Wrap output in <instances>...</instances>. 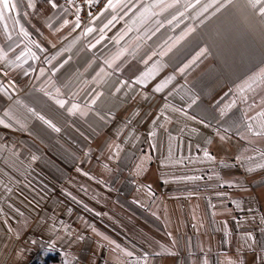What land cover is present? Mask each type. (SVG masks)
<instances>
[{"label":"crops","instance_id":"crops-1","mask_svg":"<svg viewBox=\"0 0 264 264\" xmlns=\"http://www.w3.org/2000/svg\"><path fill=\"white\" fill-rule=\"evenodd\" d=\"M14 2L0 264H264V19L246 0H109L86 24L71 0Z\"/></svg>","mask_w":264,"mask_h":264},{"label":"snow or ice","instance_id":"snow-or-ice-1","mask_svg":"<svg viewBox=\"0 0 264 264\" xmlns=\"http://www.w3.org/2000/svg\"><path fill=\"white\" fill-rule=\"evenodd\" d=\"M51 2V0H50ZM228 2H231V0H228ZM247 6L254 10L256 14H258L262 19H264V0H246ZM53 6H55L53 4ZM211 5H206L204 10H207V7H210ZM220 7H224V4H221ZM16 9V3L14 0H0V21H3L6 19V16L9 12ZM217 11H219V8H217ZM27 35V33H25ZM264 77V69L261 70L260 74H257L255 77L251 78L252 82L255 83L257 80ZM248 87H251L249 84ZM159 90V88H157ZM260 115H264V113H261ZM43 119V117H41ZM45 123L49 124V126L55 128V125L51 124V121H45ZM56 131H59V129H55ZM207 155V153H205ZM131 255V253H129Z\"/></svg>","mask_w":264,"mask_h":264},{"label":"built area","instance_id":"built-area-1","mask_svg":"<svg viewBox=\"0 0 264 264\" xmlns=\"http://www.w3.org/2000/svg\"><path fill=\"white\" fill-rule=\"evenodd\" d=\"M75 2L79 9V19L81 24H86L93 20L100 11L108 4L109 0H71ZM74 17V14H70Z\"/></svg>","mask_w":264,"mask_h":264}]
</instances>
